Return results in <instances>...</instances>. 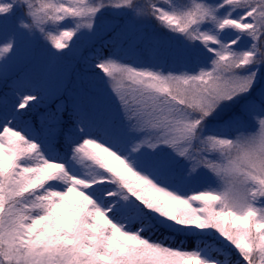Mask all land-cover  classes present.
Wrapping results in <instances>:
<instances>
[{
    "label": "snow or ice",
    "instance_id": "snow-or-ice-1",
    "mask_svg": "<svg viewBox=\"0 0 264 264\" xmlns=\"http://www.w3.org/2000/svg\"><path fill=\"white\" fill-rule=\"evenodd\" d=\"M0 264H264V0H0Z\"/></svg>",
    "mask_w": 264,
    "mask_h": 264
},
{
    "label": "rangeland",
    "instance_id": "rangeland-1",
    "mask_svg": "<svg viewBox=\"0 0 264 264\" xmlns=\"http://www.w3.org/2000/svg\"><path fill=\"white\" fill-rule=\"evenodd\" d=\"M208 183L207 179L202 177L199 179V181L197 182V186L198 187H203Z\"/></svg>",
    "mask_w": 264,
    "mask_h": 264
}]
</instances>
